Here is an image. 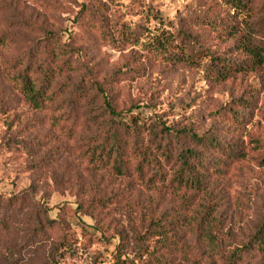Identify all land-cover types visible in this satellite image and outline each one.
<instances>
[{
  "label": "rangeland",
  "instance_id": "374dc122",
  "mask_svg": "<svg viewBox=\"0 0 264 264\" xmlns=\"http://www.w3.org/2000/svg\"><path fill=\"white\" fill-rule=\"evenodd\" d=\"M230 14L218 0H0V199L22 205L15 214L0 215L8 227L0 264H116L120 256L134 264H161L156 259L162 256L168 264H206L207 248L192 230L196 213L208 206L223 251L250 241L264 223V167L229 161L225 147L237 144L251 157L260 155L250 142L264 143L262 74L217 84L203 69L173 68L138 47H113L101 37L103 29L122 23L145 34L164 20L165 29L187 33L196 49L241 61L233 42L209 27L211 21L228 23ZM46 32L54 35L51 42ZM66 44L69 66L60 60L63 70L53 87L59 99L44 110L31 109L8 73L16 59L42 61ZM80 79L89 87L100 84L119 112L147 123L158 117L218 141L222 152L210 150L218 161L208 174L210 193L186 198L162 186L147 188L82 160L90 131H83L82 120H68L65 111L72 107L57 104ZM92 97L86 112L94 116ZM229 108L244 113L242 126L225 116ZM34 203L53 221L43 234L34 226ZM158 229L170 233L169 245L157 240ZM63 239L67 247L55 249ZM245 262L257 264L258 258Z\"/></svg>",
  "mask_w": 264,
  "mask_h": 264
},
{
  "label": "trees",
  "instance_id": "16d2710c",
  "mask_svg": "<svg viewBox=\"0 0 264 264\" xmlns=\"http://www.w3.org/2000/svg\"><path fill=\"white\" fill-rule=\"evenodd\" d=\"M218 1L233 12L230 14L231 20L226 24L211 21L209 27L219 36L233 42V48L243 56L241 61L228 59L209 49H196L189 42L190 37L187 33L165 29L164 20H158L160 28L148 29L145 34L139 33L135 26H126L122 23L111 30H108V27L103 29L101 37L109 41L113 47L117 44L138 47L148 56L173 68L203 69L206 77L217 84L227 83L236 76L248 73H259L264 77V0ZM149 17H154V13ZM100 21L101 27H105L103 19ZM50 38L53 39L54 35L46 32L44 39L51 42ZM70 54L71 47L66 44L64 47L52 48L48 52V56L53 59L46 58L33 63L22 56L15 60L8 74L28 107L41 111L57 102L59 97L53 91V87L63 70L59 67V62L62 60L65 67L69 66ZM68 94L69 98L61 99L57 104L72 107L71 111H65L68 116L70 115L68 120L73 123L82 120L80 126L83 131H90L88 148L81 152V159L90 166L106 170L114 179L135 178L147 188L162 186L186 198L195 195L206 196L208 191L210 193L211 183L208 181L210 180L208 174L215 168L212 166L218 164L210 150L219 148L218 141L208 138L205 134L196 133L188 127L176 129L158 117L147 123L130 115L131 112H119L100 84L92 83L89 87L85 83L82 85L80 79ZM91 94L92 98L96 99H92L94 116L91 112L90 114L86 112L91 104ZM236 103L240 104L241 101L238 100ZM227 111L225 116L233 118L242 126L245 121L242 117L244 113L233 108ZM250 143L251 149L260 155L251 157L244 148L235 144L225 147L228 152L227 159L231 162L252 160L260 167H264V143L258 140H252ZM218 152L222 150L219 148ZM35 203L32 206V212L37 217L33 221L34 226L43 234L45 229L54 228L53 221L44 217L45 212ZM201 208L202 212L196 213L199 219L195 224L196 229L191 230L207 248L206 264H246L245 261L250 255L258 258L257 264H264V223L256 229L248 243L231 245L233 249L223 251V241L219 239L221 235L217 231L218 222L213 219L209 206L206 210L204 207ZM21 209L22 205L17 199L10 200L7 205L0 199V215L4 214V217ZM59 226L60 229L63 228L65 237L67 232L64 226L61 223ZM157 226L159 227L155 225ZM184 226L190 227L186 224ZM7 228L2 217L0 243L8 231ZM154 233L164 247L169 245L170 233L166 229H158ZM66 247L67 242L63 239L55 249ZM156 262L168 264L163 256L157 257ZM116 264L134 263H126L120 256Z\"/></svg>",
  "mask_w": 264,
  "mask_h": 264
}]
</instances>
